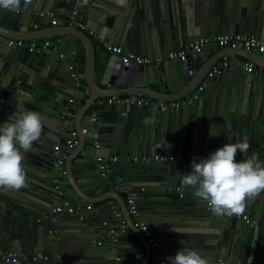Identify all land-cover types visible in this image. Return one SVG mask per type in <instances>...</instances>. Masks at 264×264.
<instances>
[{
  "label": "water",
  "instance_id": "1",
  "mask_svg": "<svg viewBox=\"0 0 264 264\" xmlns=\"http://www.w3.org/2000/svg\"><path fill=\"white\" fill-rule=\"evenodd\" d=\"M107 4L105 14L99 16H93L90 9H85L84 29L72 24L70 27L74 30L60 31L57 27L51 34H46L44 37L54 36L48 39L52 48L49 52H29L26 46L11 47L5 42L0 43L3 66L0 68V98H3L0 123L7 121L17 108L38 111L44 117L42 136L34 144L38 149L33 148L22 162L28 187L20 191L0 190V248L28 255L41 252L47 256V264H126L120 262V258L124 254L137 258V238L146 248L143 263L158 264V261H150V246L146 238L139 235L141 231H136L130 215L128 227L134 236L128 237L125 229L109 233L111 226H119H114L108 218H112L116 210L108 202L100 206L108 210L101 215L94 206L83 216L77 212L50 213L63 200L75 204L84 199L75 185L78 184L77 178L84 177V171H92L95 167L97 151L94 143L97 142L107 149V158L115 155L122 161L131 160L111 167L116 170L115 175L122 177L120 186L127 185L136 192L139 213L160 240L161 257L166 264L168 257L175 256L182 248L203 252L213 259V264H220V259L224 264H264V192L246 202L245 211L256 219L255 228L238 216H214L207 202L192 195L194 190L185 187L179 176L190 173L191 166L134 161L135 157L140 159L155 154L215 152L226 143L247 141L250 145L247 152L256 153L264 166V80L244 73L234 64L220 68L211 76V81L225 90L226 108L220 121L203 132H197L193 125L205 121L206 105L201 106L203 113L198 114V102L188 103L180 109L167 107L163 102L190 96L210 67L217 64H206L198 75L192 73V61H204L210 51L209 45L204 46L202 53L189 54L186 61L153 66L123 64L120 56L115 54L103 53L96 58L93 41L87 33V30H93L102 43L108 40L112 45L121 44L124 51L152 56L180 50L190 42L217 33L255 34L263 38L264 0H132L126 8L131 20L123 27L122 19L114 14L117 12L115 4ZM72 8L73 0H28L19 11L0 8V28L8 25L17 27L13 30L15 33L27 31L38 21H50L47 13L69 16ZM39 12L44 15H37ZM87 19L95 21L94 29L87 26ZM81 47L85 51L83 75H72L75 62L80 59ZM236 49L256 66L264 61L260 52ZM229 58L226 57L230 61ZM33 71L51 73L55 80L39 85L41 90L33 89ZM97 74L101 76L100 84L106 85L108 90L91 95L79 110V120L78 116L75 119L76 130L87 127L82 139L79 134L75 146L79 147L75 154L79 153L83 161H74L69 156L60 164L58 160L67 149L66 141L72 128L67 130L70 121L60 120L58 116L68 105V99L83 97L84 92L76 91L77 83L85 79L92 90L91 81L94 82ZM201 74L204 75L199 79ZM192 82L196 84L190 88ZM153 83H158L159 88L149 87L151 94L143 91ZM173 86L181 95L160 96H167L164 90ZM131 94H142L151 102L130 105L106 102L107 97ZM100 97L106 103L104 111L97 113L95 122H89L88 116V122L83 124L86 108ZM50 115L56 120L54 123L47 120ZM211 129L218 135H210ZM94 133L96 137H93ZM85 142L90 145L85 147ZM70 178L71 186L67 188L65 181ZM176 182L181 183L186 191L185 197L183 195L184 198L178 201L174 197L179 195L170 192ZM85 183L89 185L88 190L98 188L96 178ZM24 196L36 198L25 200ZM91 199L94 203L105 200ZM120 199L123 201L122 197ZM100 234L110 236L111 240L105 241L97 250L93 245Z\"/></svg>",
  "mask_w": 264,
  "mask_h": 264
},
{
  "label": "crops",
  "instance_id": "2",
  "mask_svg": "<svg viewBox=\"0 0 264 264\" xmlns=\"http://www.w3.org/2000/svg\"><path fill=\"white\" fill-rule=\"evenodd\" d=\"M107 2H111V3L115 4L113 2V0H91L89 2V4L84 8V10L82 12V18L85 17V14L87 13V11H85L86 8L90 9V12H93V16H99L100 14H102V15L105 14V11L108 8ZM129 2L131 3L132 0H128V5H129ZM114 6H115V9H116L117 12L116 13H114L112 11L111 12L116 14V16H118L119 19H122V24L123 25L122 24L121 25L123 27L126 24H128V22L131 20L130 15L126 11L127 7L126 8H121V7H118L116 4ZM54 18H56V20H57L55 25L51 22V20L48 21V22H46V20H41V21L36 22V24H34L33 26L28 27L27 31L17 32V33H15L16 31H13V30H16L17 27L13 28V27H10L8 25H5L4 28H0V32H1L0 37L3 38L4 40L5 39H22L25 42V45H27V44H29L30 41L33 42V40H36L37 43H42L45 40L54 38V36H52V38H49L50 36H48V37H44V36L46 34H51L55 29H57V27H58V30H60V31L61 30L62 31L63 30H68V31L69 30H74L73 27H70L72 24H68L67 16L54 15ZM86 23H87V26H89L92 29H94L93 25L95 26V21L93 22L92 20L87 19ZM18 25H20V23ZM94 31L97 32V30H94ZM87 33L91 37V39L93 41L95 57L96 58H98L103 53L108 55V56H113V54L111 52H109V51H107L105 49L103 43L99 41L98 36L95 33H93V30H87ZM18 34H20L21 37H17V38L9 37L11 35L15 36V35H18ZM261 37H263V36H261ZM4 40H3V42H4ZM104 42L110 43L108 40H105ZM114 45H120L121 46V44H114ZM207 45H209L210 51L207 54V56H205L204 61H201V60L200 61H192V73L194 75H198L199 73H202V69L204 68V66H206V64L210 65V64L213 63V65H214V64H216L218 62H221L226 57H230L229 59H230V64L231 65H233V61H236V60H242V61H246V62L247 61L248 62L249 61L253 62L250 59H246V58L242 57L238 53L239 52L238 49L229 48L227 46H219V45L214 44V43H209ZM127 52H134V51H127ZM134 53H136V52H134ZM137 54H140V53H137ZM161 54H163V53H158V54H155V55H161ZM142 55L152 56V54H149V53L148 54H142ZM78 56L80 57V59L76 60V62H75L76 63V66H75L76 68H73V71H76L77 75H83V71H84V67H85V51H84L83 47L80 48V50L78 52ZM203 57H204V55L202 54L201 59ZM256 67H262L264 69V61L261 60V65L260 66H256ZM0 68L1 69L3 68L2 60L0 61ZM210 69H211V67H210ZM242 71L244 73H248L243 68H242ZM34 73H35V71L32 72V74H34ZM249 74H253L256 78H258L255 73H249ZM203 75L204 74H201L199 79ZM33 77H35L33 79V83L35 85H33L34 87H32V88L33 89H37V90H41V89H38V88H40L39 85H44V84L50 83L52 80H55V78L53 77V75L51 73L46 75L44 73L36 72ZM100 79H101L100 74H97V76L94 79V82L91 81L92 82V90L93 91L89 88V86L87 85L85 79H81L80 82L77 83V85L75 86L76 87V91L84 92L83 97L78 99V100H75L74 97H72L73 101L75 103H70V104L73 105V107H70V109H69L71 114L68 115V116L67 115H63V111H64V109H63V111L61 112L60 116H58V118L60 120L70 121V124L68 125L67 130L71 129V128L75 129L74 128L75 127V119L78 116L77 119L79 120V115H80L79 114V110L82 109V105L86 101H88L90 99L91 95H95L96 93L100 94L101 92H105V91L108 90V89H106V87H107L106 85L100 84ZM17 80L18 79L16 78V82H17ZM211 80H212L211 78L207 77V73L205 74L204 77H202L200 84L205 83V87H204V90L202 91V93L200 94L199 99L197 101H195V102H198V105H199V113L198 114H200V113L202 114L203 113L201 106L202 105H206V109L204 111V115L205 116L207 115L204 122L198 121L197 123H195V125H193V121H192V125L194 127H196L197 132H203L204 129L207 130L208 126L216 124L218 121H220V119H221V117H222V115L224 113V110L226 108L227 95L224 92L225 90L223 89V87L221 85L213 84L212 83L213 81H211ZM195 84L196 83L192 82L191 85L189 84L190 85L189 87L191 88V87L195 86ZM199 85H197L193 89V91H195V89ZM149 87L158 89L159 88V84L158 83H156V84L153 83V85L147 86V88L145 90H143V91L149 92L151 94L153 92L148 90ZM174 89H176V90H174ZM139 90H142V89H139ZM164 91H165V93H168L167 96L160 95V96H162L164 98L165 97H175V96L181 95V92L178 91L177 88H175L174 86L171 87L169 90H164ZM140 95H142V94H140ZM116 96H122V95H116ZM144 97H146L149 100V102H151L149 97H147V96H144ZM153 101L154 100H152V102ZM167 103H169V102H163V104H165V105H167ZM105 105H106V103H104L103 100H102V97H100V98H97L94 101V103H92L88 108H86V106H85L84 109L86 108V115L84 116V118L82 120L83 124L88 122L86 117L90 116L93 111H96L97 113L104 111ZM180 108L181 107L176 108V109H180ZM52 115H50L47 118V120L49 122L54 123V121H56V120H54ZM57 122H60V121L57 120ZM80 135H81V139H82L85 134L80 133ZM88 145H90V143L85 142L84 146L86 147ZM34 148L36 149L37 147H34ZM78 149H79V147H77V148L74 147L72 149H68L67 148L64 152H62V155L65 156V158L71 156L74 161H83V160H81V156H80L79 153L75 154L78 151ZM95 149L97 151V155H101L104 158H107L106 154H105L107 149L105 147H102L101 143L99 144V147L98 148L95 147ZM192 152H190V153H192ZM245 153L249 154L248 152H245ZM252 155H256V157L258 159V155L256 153H253ZM65 158H64V160H65ZM258 160L261 162V159H258ZM128 162H131V160H129V159H125L123 161L121 160V162H117L116 164H118V163L125 164V163H128ZM262 162H263V160H262ZM78 165L82 166V164H78ZM83 165H85V164H83ZM84 172H85L84 177L77 178V183L78 184L75 185V188H76L78 194L83 196L84 199L77 200L75 202V204H73V205L77 206L79 208V210L83 214H86L88 212V210L86 209V205L87 204H92V208L89 211H91L93 209V206H94L95 209H98V213L101 215V214H103V212L107 213L108 210L107 209H101L100 206L102 204H104V203H107V202L110 203L111 205L116 207L115 211H119L121 213V217L120 218H116L115 215H113V217L111 218V217L108 216V218L110 219V221H112L114 226H119V228H116V227L114 228L113 226H111V228L109 230L113 229L114 233H115V232H118V231H123L125 229L126 235L128 237L134 236L133 231L128 227L130 225V223H131L130 220H129V217H128L130 214L128 213L127 208H125V206L127 205L126 204L127 193L122 190V187L120 186V185H122V183L121 184H117L116 179L114 178V176H111V177H108V178L102 177L99 174V172H98V170L96 168V165H95V167L93 168L92 171L89 170L88 172L87 171H84ZM84 172H83V174H84ZM115 172H116V170L114 169V175H115ZM92 177L97 179L98 188L92 189V190H88L89 185L86 184L85 182H88L89 180H92ZM69 182H71V178L67 179L65 181V184H66L67 188H70V186H71V184ZM124 186H126L127 189H128L127 185H124ZM177 186H180V187H182V189H184V186L181 183H179V182L177 183L176 182V184L174 185L173 189L170 190V192L178 194L175 191V188ZM84 193H85V195L88 194L89 196L88 195L84 196ZM183 194H184V197H185L186 191L183 190ZM192 195H193V193H192ZM28 197H29V199L30 198H32V199L36 198L34 196H24L23 198L25 200H27ZM120 197H122L124 203L120 199ZM91 198H95V199L105 198V200L96 201L94 203L93 201H91V200H93ZM174 198L177 201L180 198L183 199L180 196H176ZM137 201H138V204H139L138 198H137ZM124 204H125V206H124ZM256 205H257V202H256ZM246 211L248 212V210H246ZM83 214H82V216H83ZM251 218L256 221L255 218H253V217H251ZM121 221H123V223ZM138 230L139 229L137 228L136 231L138 232ZM109 233H110V231H109ZM98 234H99V231H97L96 235H98ZM139 235L141 236V238L143 237L142 234L139 233ZM109 237L110 236L106 237L105 234H100L99 237H98L97 242L101 241V243L97 244V242H96L93 245V247H95L98 250L102 246V244L105 243V241L111 240V238H109ZM156 239L158 240L157 237H156ZM158 241L160 242V240H158ZM138 242L141 244V242L136 238V243H138ZM160 245L162 247L161 242H160ZM142 247H143V251H144L143 252L144 255H143L142 259H139L137 256H136L137 258L135 259L133 257H129L128 254H124V257L120 258V262L126 263V264H131L132 261H133L132 264H144L143 262H145L146 248H145L144 245H142ZM136 249H137V247H136ZM161 253H163L162 249H161ZM97 260H99V259H97ZM97 260H96V262H97ZM150 261H154L152 256H151V260ZM55 262H57V261H55Z\"/></svg>",
  "mask_w": 264,
  "mask_h": 264
},
{
  "label": "clouds",
  "instance_id": "3",
  "mask_svg": "<svg viewBox=\"0 0 264 264\" xmlns=\"http://www.w3.org/2000/svg\"><path fill=\"white\" fill-rule=\"evenodd\" d=\"M121 8L128 0H113ZM28 0H0V8L19 11ZM88 0H83L87 5ZM108 98V97H107ZM44 117L34 110H17L0 123V190L20 191L28 187L23 166L26 154L38 143ZM210 135H218L211 129ZM247 141L226 143L207 158L194 159L192 171L179 175L185 187L192 188L195 197L207 202L214 216L232 218L245 212L246 202L264 192V166L255 155L237 160L238 153L247 152ZM168 264H213V259L201 251L182 248L168 257Z\"/></svg>",
  "mask_w": 264,
  "mask_h": 264
},
{
  "label": "built area",
  "instance_id": "4",
  "mask_svg": "<svg viewBox=\"0 0 264 264\" xmlns=\"http://www.w3.org/2000/svg\"><path fill=\"white\" fill-rule=\"evenodd\" d=\"M90 1L91 0H88V4ZM87 5H83V0H73V8L69 16H67L68 24H73L79 27L80 29H84L85 25L82 22V19H83L82 12ZM37 15L43 16L44 13L39 12ZM47 15L51 18V22L55 25L57 20L56 18H54V15L50 12L47 13ZM3 40L4 39L0 37V43L3 42ZM4 42L6 43V45L11 46V47L26 46L29 52H40V51L49 52L52 49L50 45L51 43L49 42V40H45L42 43L30 41L29 44L27 45H25V42L22 39H5ZM209 43H214L219 46H227L233 49L243 48L245 50H254V51L260 52L264 59V39L260 38L259 36L255 34L247 35V34H239V33H229V34L217 33L210 37H202V38H199L198 40L190 42L180 50H171L164 54L153 55V56L137 54L134 52H127V51H124V49L120 45H112L107 42H104L103 45L107 51L111 52L112 54H116L120 56L121 63L123 64L134 63V64H142L146 66H153V65H159L161 63L169 64L176 60L186 61L189 54L197 55L201 53L204 46ZM228 64H230V61L227 60L226 58L223 59L221 62H218L207 73V77L211 78V76L217 73L220 70V68L226 67L228 66ZM233 64L235 66L242 67L248 73H255L259 79L264 80V69L262 67H256L254 62L236 60V61H233ZM73 72L74 73H72V75L77 74L76 71H73ZM204 87H205V83L200 84L195 89V91H193L190 94V96L184 97L180 100L171 101L167 103L166 106L171 107V108H179L188 103H193L199 99L200 94L204 90ZM2 101H3V98H0V102ZM106 101L109 104L118 103V104H125V105L149 103V100L142 95L111 96V97L106 98ZM72 102H73V98L68 99V105L64 107L63 115L68 116L71 114L69 110L70 109L69 104ZM96 115H97V112L93 111L92 114L89 116L90 118L88 119V121L95 122ZM86 132H87V127H82L80 131L76 129H72L69 134V138L66 141L67 148L68 149L74 148L78 143L79 134L80 133L86 134ZM93 137H96L95 133L93 134ZM94 146L98 148L99 143L95 142ZM211 153L213 152H206V153L192 152L187 155H184L182 153L155 154L153 156H142L140 157V159L135 157L134 161L172 163L174 165L191 166V163L194 159H196L197 162H199L200 158H207ZM251 156L253 155L247 154L245 152L238 153L237 160H246L250 158ZM64 158L65 156H62V158L58 160V163L62 164L64 162ZM94 159H95L96 168L102 177L108 178V177L114 176V178L116 179V182H118V184H121L122 177L119 175H114V171L111 167L113 164L117 162H121V160H119L117 156L112 155L109 158H104L101 155H97L95 156ZM122 190L127 193L126 204H127L128 213L133 219L134 226L137 227L141 231L143 237L146 238V241L149 244L150 249H151V256L153 260L158 261V264H166L165 260L161 257L162 253H161L160 242L156 239L152 228L147 224L146 220L143 219L139 213V209H138L139 204L137 201L136 193L131 191L129 187L127 189V187L124 185L122 187ZM175 191L178 193L180 197H183L184 194H183L182 187L177 186L175 188ZM91 208H92V204L86 205V209L88 211ZM208 208L211 210L209 205H208ZM62 211H65L67 213L77 212L79 214H83L77 206L71 204L68 200H63L60 204L52 208L50 213L57 214ZM114 215L116 218L121 217V213L119 211H115ZM238 217H240L246 223L256 228V221L251 218V216L249 215L247 211H245L243 215L238 216ZM121 222L123 223V221ZM110 233L115 234L116 232L114 233V230L112 229L110 230ZM100 243L101 241L97 242V244H100ZM136 247L138 250L137 257L139 259H142L144 255L143 247L139 242L136 243ZM1 262H5V263L6 262H22L24 264H36V263L47 264L48 258L45 254L41 252H36V253H32L28 255L25 253L21 254V253L13 252L11 250L0 248V263ZM219 263L224 264V261L220 259Z\"/></svg>",
  "mask_w": 264,
  "mask_h": 264
},
{
  "label": "bare ground",
  "instance_id": "5",
  "mask_svg": "<svg viewBox=\"0 0 264 264\" xmlns=\"http://www.w3.org/2000/svg\"><path fill=\"white\" fill-rule=\"evenodd\" d=\"M116 55V54H115ZM63 57V55H61Z\"/></svg>",
  "mask_w": 264,
  "mask_h": 264
}]
</instances>
